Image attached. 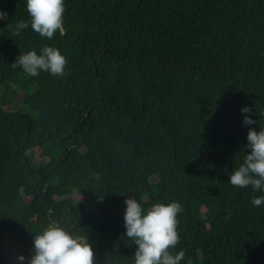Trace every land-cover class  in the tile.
<instances>
[{
	"label": "trees",
	"instance_id": "1",
	"mask_svg": "<svg viewBox=\"0 0 264 264\" xmlns=\"http://www.w3.org/2000/svg\"><path fill=\"white\" fill-rule=\"evenodd\" d=\"M0 11V264H27L52 220L94 264H134L129 196L182 205L180 264H264V191L229 183L264 128V0H65L51 40L6 27L30 20L26 0ZM46 45L64 76L11 66Z\"/></svg>",
	"mask_w": 264,
	"mask_h": 264
},
{
	"label": "clouds",
	"instance_id": "2",
	"mask_svg": "<svg viewBox=\"0 0 264 264\" xmlns=\"http://www.w3.org/2000/svg\"><path fill=\"white\" fill-rule=\"evenodd\" d=\"M26 10L30 20H19L13 27H6L14 36L22 30L31 29L40 37L51 40L59 30L63 34V16L65 0H26ZM0 19H7V12L0 11ZM68 63L59 49L44 46L41 54L28 51L17 57L13 68L20 67L29 77H35L41 71L53 76H64ZM243 113L251 110L245 106ZM256 123L249 115L243 119L244 125ZM247 148L243 163L230 173V184L233 187L246 188L251 186L254 191H264V128L259 131L249 129L247 133ZM124 214L126 237L137 245L134 253V264H180L185 253L180 250L173 254L180 243L177 231V216L183 211L179 202H157L147 209L146 213L140 202L133 196L126 201ZM251 204L259 207L264 204V196L253 197ZM23 262L25 257H17ZM27 264H94V251L87 235H72L59 222L52 220L34 237V254Z\"/></svg>",
	"mask_w": 264,
	"mask_h": 264
},
{
	"label": "rangeland",
	"instance_id": "3",
	"mask_svg": "<svg viewBox=\"0 0 264 264\" xmlns=\"http://www.w3.org/2000/svg\"><path fill=\"white\" fill-rule=\"evenodd\" d=\"M23 93L20 92V94L18 95L19 98L22 97ZM5 108H8V109H17V108H22L24 109L25 111L29 112V108L25 105V103L19 101L18 103H15V104H12L10 106H5ZM30 152L35 156V161H36V158L37 157V154H38V149H33V150H30ZM151 180H155V177H152Z\"/></svg>",
	"mask_w": 264,
	"mask_h": 264
}]
</instances>
